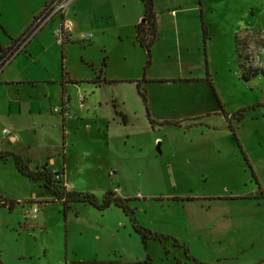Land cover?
Returning <instances> with one entry per match:
<instances>
[{
	"label": "rangeland",
	"instance_id": "1",
	"mask_svg": "<svg viewBox=\"0 0 264 264\" xmlns=\"http://www.w3.org/2000/svg\"><path fill=\"white\" fill-rule=\"evenodd\" d=\"M43 1L0 0V44L9 42L6 27L14 29ZM211 9L156 8L159 23L147 66L145 51L125 47L129 42L120 43L115 30L102 36V48L82 25L65 42L64 54L48 25L41 41H31L35 65L24 61L18 76L39 79L41 66L59 76L64 64L75 81L66 85L67 127L92 126L93 141L86 138L77 148V155L89 153L74 155L76 161L85 158L87 167L74 191L99 200L116 193L127 199L139 226L164 238L143 242L129 215L114 205L100 211L72 203L65 210L8 158L0 161V264H264V2L260 16L242 20L243 6L234 9L228 0H213ZM86 15L99 17V10L91 4ZM243 28L251 30L237 37V50L257 71L247 81L236 59L235 31ZM82 33L91 35L88 42L79 40ZM144 71L149 118L135 85L110 80ZM99 74L105 78L100 83ZM45 89L51 98H41L40 86L25 87L42 107L44 126L36 135L24 133L21 146L61 145L60 122H48L60 121L54 112L60 84ZM4 99L0 147L9 143L2 130L11 131L2 116ZM112 100L129 116L127 126L119 118L118 124L101 119L113 114ZM86 101L101 103L99 121L92 111L81 121ZM32 207L35 218L25 214Z\"/></svg>",
	"mask_w": 264,
	"mask_h": 264
},
{
	"label": "crops",
	"instance_id": "2",
	"mask_svg": "<svg viewBox=\"0 0 264 264\" xmlns=\"http://www.w3.org/2000/svg\"><path fill=\"white\" fill-rule=\"evenodd\" d=\"M50 1L51 0H44L40 5L31 11V14L26 19L19 20L14 29L6 27L7 33L10 36L9 42L1 43L0 47L3 49L8 48L11 45V40L22 37L27 32V30H29L34 19L42 12L44 7ZM246 1L248 2L246 3ZM110 2L113 4L107 6V4ZM212 2L213 0H153L154 13L156 16V29L159 23V17H157L156 8L160 6L167 10L176 7V11L178 12L190 11L194 13L199 9L201 13L205 14L207 12H213L211 9ZM263 2L264 0H228V3L234 9L238 8L240 5L243 6L240 20L249 15L252 17L260 16L262 14ZM91 4H93L99 10V17H88L86 15V11ZM171 10L173 13V9ZM72 16L74 17V21L71 22L67 18H71ZM142 18L143 5L140 0H75L73 4L65 10L64 14L54 16L41 29H39L37 33L26 42L21 52L17 54L9 63H7L0 71V93L2 92L3 94V96L0 95V97L6 98L4 99L5 110L2 113V116L8 118L11 126V131L7 129L9 131L8 134H3L2 132L3 137H7L9 143L7 146L0 147V152H9L19 155L23 160L29 162V167L31 169L42 165H47V167L52 172H59L62 174L61 180L66 186V190H74L75 181L77 178L84 176L87 172L85 158H82L81 161H76V156H83L89 153V151L84 149L86 150L82 152L84 154L79 153L77 155V148L82 146L84 139L86 140V138H88L87 140L90 142L93 141L91 133L92 126L89 123L84 122L85 124L81 129L74 128L70 130L67 127L70 116L67 115L68 107L66 106V103L69 99L66 95V85L68 83H74L75 81L69 77L68 72L65 70L64 64H62L59 76L57 74H51L48 67L41 66L40 70L43 72V74L39 77V79L35 80L31 77H19L17 74L18 67L23 64L24 61L29 62L30 65H35L36 57H31L32 51L30 44L32 40H42L43 35L46 33L44 32L46 25H48L50 35L51 31L59 26L63 19L70 21L73 26L72 33L71 36L65 40V42L74 40V36H76L75 32L81 29L83 27L82 25H85V28L87 27L88 29L93 30L94 41L99 42L102 48H105V43L102 39V36L105 35L108 30H115L116 39L120 43L123 44V41H128L129 43L125 45L129 46H124L135 48L136 46H139L135 39L136 25L142 20ZM77 20H81L84 22V24H82L80 21L75 22ZM247 30H251V28H243L238 32H236V30L235 40L239 35L246 32ZM65 42L61 44V51L63 54L65 52ZM44 49H46V47ZM22 53H27L31 59H20L19 56ZM62 59L64 60L65 57L63 56ZM101 77L102 76L99 74L97 78L98 83H100L101 79H105ZM110 80L114 82H125L135 85L136 91L137 82H139L140 87L145 92L143 84L146 83L148 79L145 76L144 71L142 76L132 77L131 75H123L122 77H112ZM51 83L60 84V92L58 94V98H60V107L54 109V112L60 113V121H58L57 118H51L48 122H50V124L53 123L54 125L60 122L61 132L59 135L61 137V145H57L55 141L53 144H43L41 146H32L27 142L25 144L26 147L21 146L22 136L24 133L30 131L36 135L44 126V123L39 120L41 119L40 117L43 111L42 107L29 99L32 98V96L25 92V87L29 86L33 88L40 86L41 89H44L41 98H51V93L49 94V92L45 89V87L49 86ZM33 98L38 97L35 95ZM111 102L113 106V114L111 117L103 116L101 119L108 120V118H111L116 124H118L119 118L121 119L122 124L127 126L130 119L129 116L119 109L115 100H112ZM82 108V112L85 117H83L81 121L84 119H89L87 115H89V112L91 113V111L94 116H96L94 118L99 121L98 116L102 115V113H100L101 103L99 101H94L92 105H90V102L88 103V101H86V103H82ZM149 116H152L151 113ZM100 130V127H98V133ZM44 134H46V132ZM114 134L115 133L111 134L107 132L106 137ZM100 142V140H97L98 144H100ZM34 147H36L37 150H33ZM72 159L75 160L72 161ZM2 192L3 190L0 188V193Z\"/></svg>",
	"mask_w": 264,
	"mask_h": 264
},
{
	"label": "trees",
	"instance_id": "3",
	"mask_svg": "<svg viewBox=\"0 0 264 264\" xmlns=\"http://www.w3.org/2000/svg\"><path fill=\"white\" fill-rule=\"evenodd\" d=\"M143 5V18L136 25V42L147 54L146 66L149 63V48L156 38V16L154 13L153 0H140ZM203 32L205 29L203 27ZM22 37L11 40V45L8 48L0 47V58L11 48V46L21 40ZM237 39V38H236ZM236 42V59L240 67L241 78L245 81L257 74L256 68H252L249 65H245V62L241 61L242 54L237 50ZM137 92L140 95L144 104L146 115L149 118L147 109V98L145 92L140 87V83L137 82ZM8 157H11L16 171L33 181L40 182L44 189L52 195L55 200L62 202L64 209L69 208L72 203H86L90 204L96 209L102 211L111 205L120 208L126 215H129L130 221L134 231L141 236L143 242L146 239H161L162 235L153 233L149 229L143 228L136 223L133 215V210L128 206L127 199L119 197L114 192H107L102 199H97L93 194L88 192H80L74 190H66V186L62 184V181L54 178L55 172H52L47 165H42L31 169L28 163L23 160L19 155L0 152V161H5Z\"/></svg>",
	"mask_w": 264,
	"mask_h": 264
},
{
	"label": "built area",
	"instance_id": "4",
	"mask_svg": "<svg viewBox=\"0 0 264 264\" xmlns=\"http://www.w3.org/2000/svg\"><path fill=\"white\" fill-rule=\"evenodd\" d=\"M74 1L75 0H51L44 7L42 12L34 19L29 30H27V32L22 36L21 40L13 44L11 48L0 58V71L7 63H9L17 54L21 52L26 42L31 37H33L39 29H41L54 16L64 14L65 10L69 6H71ZM72 28V23L68 20L63 19L59 26L53 29V34L56 37L57 43L63 44L65 40H67L71 36ZM90 37V34L82 33L79 36V40L83 42H88L90 40ZM2 132L3 134L9 133L7 129H3ZM54 178L62 181V174L59 172H55ZM37 213L38 210L36 207H32L25 210V214L30 215L32 218H35Z\"/></svg>",
	"mask_w": 264,
	"mask_h": 264
}]
</instances>
